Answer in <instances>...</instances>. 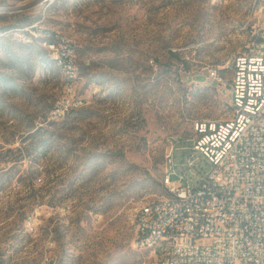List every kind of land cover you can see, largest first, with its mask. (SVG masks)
<instances>
[{
	"label": "rangeland",
	"instance_id": "obj_1",
	"mask_svg": "<svg viewBox=\"0 0 264 264\" xmlns=\"http://www.w3.org/2000/svg\"><path fill=\"white\" fill-rule=\"evenodd\" d=\"M248 3L0 0L1 8L29 4L0 10V27L15 26L0 44V77L13 79L4 85L0 78V222L17 228L27 213L41 221L37 237H13L18 252L0 251V264H36L46 251L58 264H151L149 251L133 247V210L144 196L164 192L172 136H189L195 122L229 115L207 75L248 19ZM27 15L39 30L27 25ZM56 34L76 47L85 101L59 121L49 113L64 94L65 71L50 55L47 64L27 63L30 46L47 51L42 40ZM12 55L19 60L9 67ZM43 124L62 136L69 131L47 153L36 148L41 136L26 138ZM68 145L72 154L65 153ZM175 156L183 160L181 151ZM5 242L0 238V246Z\"/></svg>",
	"mask_w": 264,
	"mask_h": 264
},
{
	"label": "built area",
	"instance_id": "obj_2",
	"mask_svg": "<svg viewBox=\"0 0 264 264\" xmlns=\"http://www.w3.org/2000/svg\"><path fill=\"white\" fill-rule=\"evenodd\" d=\"M247 9L237 37L224 42L229 52L223 62L207 75L229 115L195 122L189 136H172L164 154V192L144 196L133 210V247L149 251L151 264H264V0H249ZM45 46L66 75L64 94L49 113L59 121L85 104L78 93V54L58 34ZM40 225L33 213L17 228L0 222V238L7 239L0 251L17 253L13 237L35 238ZM36 264H58V258L46 251Z\"/></svg>",
	"mask_w": 264,
	"mask_h": 264
},
{
	"label": "trees",
	"instance_id": "obj_3",
	"mask_svg": "<svg viewBox=\"0 0 264 264\" xmlns=\"http://www.w3.org/2000/svg\"><path fill=\"white\" fill-rule=\"evenodd\" d=\"M25 19H26V23L28 26H33L35 21H37V19L32 17V15H27L25 17ZM14 27L15 26H11L9 28L0 27V44H1V41L4 39V35H1V34L6 32L7 30H9L11 28H14ZM32 30L37 31L39 29L36 26H33ZM30 36H31V40H38V39H35L34 35H30ZM49 41H51V40H49ZM42 42H48V41H47V39H44V41L42 40ZM30 47L31 48H30V51H29V54L27 57V63L30 65H34L35 63L47 64L48 59H49L48 51H46L43 47H40V45H36L34 48L32 46H30ZM8 48H9V50H11L10 47H8ZM170 53L172 56L177 57V54L175 51H170ZM10 60H12V61L10 62V64H8V65H10L9 67H14L15 63H12L13 60L17 61V60H19V57L15 58L14 55H12ZM0 78L3 81L4 85H8V83L13 82L12 76H4V77H0ZM74 111L75 110H73L72 112H74ZM52 124L54 125L56 123L52 122L51 126H53ZM65 124L68 125L69 123L66 122ZM68 132L69 131L66 132V135L62 136V133H59V131L57 132L56 128L47 129V128H45V125L43 124V125L38 126L36 129L30 128L28 130V135L26 138L33 139V138L37 137L38 135L41 136V139H39V141L36 145V148H37V150H41L42 152L47 153L49 151V149L51 148V146H54V142L56 141L55 139L59 138V136H62L61 138H66V136L69 134ZM26 138H24L22 141H24ZM66 140H67V138H66ZM68 146H71V147H65V153L72 154V152H73L72 148L73 147H72V145H68ZM26 152L28 154L29 150L27 149ZM24 154H26V153H24ZM37 195H38L37 192H33L32 196H30V197L32 198V197H35Z\"/></svg>",
	"mask_w": 264,
	"mask_h": 264
},
{
	"label": "water",
	"instance_id": "obj_4",
	"mask_svg": "<svg viewBox=\"0 0 264 264\" xmlns=\"http://www.w3.org/2000/svg\"><path fill=\"white\" fill-rule=\"evenodd\" d=\"M29 4H23V5H19V6H13V7H9V8H1L0 10H12V11H18V10H22L26 7H28Z\"/></svg>",
	"mask_w": 264,
	"mask_h": 264
}]
</instances>
